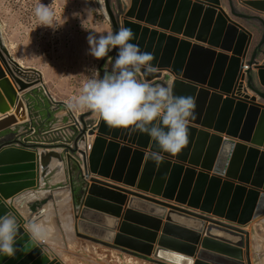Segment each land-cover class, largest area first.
Here are the masks:
<instances>
[{"label":"water","instance_id":"obj_1","mask_svg":"<svg viewBox=\"0 0 264 264\" xmlns=\"http://www.w3.org/2000/svg\"><path fill=\"white\" fill-rule=\"evenodd\" d=\"M104 2L112 33L131 28V42L154 56L156 71L138 78L195 97L188 143L157 166L146 156L153 148L147 135L86 122L92 111L76 121L82 130L73 146L25 139L35 83L23 73L36 70L12 57L0 29V216L11 212L28 224L20 198L38 194L54 161L59 170L74 163L81 181L67 191L77 237L155 264H254L246 227L264 216V0H130L122 21ZM239 20L261 25L254 46ZM49 192L30 205L33 212L55 199L57 191ZM27 239L0 264H64L42 244L24 248Z\"/></svg>","mask_w":264,"mask_h":264},{"label":"rangeland","instance_id":"obj_2","mask_svg":"<svg viewBox=\"0 0 264 264\" xmlns=\"http://www.w3.org/2000/svg\"><path fill=\"white\" fill-rule=\"evenodd\" d=\"M42 3L45 6H49L50 10L54 14V21L60 25L55 27L40 25L41 22L35 15V9ZM129 6L130 0H110V7L115 18H120L121 21L124 18L122 13H125ZM240 8L245 9L243 12L251 14V11L247 10L244 6H240L239 9ZM105 10L106 7L104 0H0V29L2 32L1 35L3 43L6 45L12 57L22 64L25 69L35 68L37 72L28 70L29 72L23 73V75L25 78H28L35 83L33 89L41 87L39 82L41 79L40 71L45 73L51 72L49 66L52 68L56 66L60 68L63 67L65 70H72L76 67L73 62L79 64L77 55H79V53L83 55L86 50L88 51L89 45L87 37L89 33L94 32L97 35H105L112 32L109 16L105 14ZM239 21L241 23L246 22L245 20ZM246 23L251 27V31L254 33V46L262 36V31L259 29L261 26L255 20H252L251 23ZM74 44H77L76 47L79 50H75ZM66 53H68V55ZM72 54L73 56H71ZM107 56L103 59L96 60L88 54L86 57L87 60H82V62L85 63L84 73L75 76L72 71H70L66 78L67 84H62H65V87L72 91V95H75L76 89L84 88L93 71H98L100 76H102L105 71H111L112 63L116 57L114 49L109 52ZM99 67L103 69L102 72L99 71ZM57 76L58 75H55V78ZM141 80L145 82L143 79ZM154 86L161 85L155 83ZM259 88L264 91L263 88ZM33 89H30V91ZM30 91L29 94H32ZM249 94L251 96L254 95L251 91H249ZM80 111L82 114L90 112V110L86 108L80 109ZM93 115L85 117L84 120L88 122V119L92 118ZM77 118L79 119V116H77ZM56 121L58 122L63 120L56 118ZM60 123L65 124V127L69 126V124L67 125L68 120ZM31 125L32 124H30V126ZM19 131L22 132V130ZM29 131L31 130L28 129L26 134L29 139L31 137L30 141L37 140L48 144L59 143L56 139H51L50 136L52 134L44 135L42 130L41 132L36 130L35 133L29 134ZM71 134L73 135L72 132ZM66 167L67 174L71 177L72 182L67 181L64 184H50L47 182L43 187H41L42 189L40 188L39 192L43 190L58 192V189L67 191L71 183L74 187H77L81 181V172L79 168L74 163H70V166L68 167V165H66ZM38 194L35 192L34 196L29 197L30 200L34 198L36 200H46L50 196L49 194L46 196H36ZM28 205H26L27 209L30 214H33L30 208V203ZM71 209V213L73 214L74 211L72 204ZM35 211L38 215L42 212L37 211V209ZM23 214L26 219H28V214ZM262 217L252 221L246 227L251 234V246L253 251L252 257L254 264L264 261V248L262 252L254 253L255 241L253 240L254 234H258L264 239V225L260 224ZM41 244L46 247V250L52 257L60 258L64 264H155L148 259L146 260L144 257H134L130 254L77 237L76 235L73 237L72 245H63L62 243L58 246L55 243L53 244L48 241H42ZM130 258L134 260H126Z\"/></svg>","mask_w":264,"mask_h":264},{"label":"clouds","instance_id":"obj_3","mask_svg":"<svg viewBox=\"0 0 264 264\" xmlns=\"http://www.w3.org/2000/svg\"><path fill=\"white\" fill-rule=\"evenodd\" d=\"M35 15L40 25H60L54 21L49 6L43 3L36 7ZM133 39L134 33L128 27L105 35L89 33V55L100 60L113 49L117 55L111 71H105L102 76L98 71L91 73L83 94L72 107L92 111L110 129L125 130L130 136L147 135L153 144L152 150L146 153L147 159L159 166L166 158L180 153L188 143L196 99L174 95L171 86H154L139 79V73H153L156 66L151 63L153 54L142 51L131 42ZM24 234L28 236L24 248L41 245L43 235L39 227L34 224L21 227L11 212L0 216V256L14 258L22 250L16 245L18 240H24Z\"/></svg>","mask_w":264,"mask_h":264},{"label":"crops","instance_id":"obj_4","mask_svg":"<svg viewBox=\"0 0 264 264\" xmlns=\"http://www.w3.org/2000/svg\"><path fill=\"white\" fill-rule=\"evenodd\" d=\"M240 10L244 11L245 9L240 8ZM251 14H255V13H251ZM251 21L252 20H249V21H246V22L251 23ZM246 22L242 23V24L246 28L251 30V27ZM256 22L259 24L258 21H256ZM259 29L262 31V27H259ZM76 46H77V44H74L75 50H79V49H77ZM77 53H79V52H77ZM66 54L68 55V53H66ZM87 55H88V51L87 50H86V52L83 55H81L79 53V55H77V58H78L77 60H79L78 61L79 64L73 62L74 66H76V67H74V69H72V70H70V69L69 70H65L63 67L60 68V67H56V66H54L52 68V67L49 66V68L51 69V72L45 73L43 71H40V73H41L40 77H41V80H42V85H41V87L34 88L32 91H30V93H32V94L28 95L29 104L31 106L30 110H31V113H32V120L31 121L34 122V124H32V127H34V129H35L34 131L38 130V132H41V130H42L44 135L45 134L46 135H51L52 134L50 136L52 140L53 139L59 140L61 138H64L65 124L59 123V124L55 125L56 124L55 122H57L56 118L62 119L63 122H65L67 120L70 121V120L74 119V116H76V117L79 116L80 117L82 115V113L80 111V108H74V107H72V105L83 94V88L76 89V94L72 95V91L70 89L66 88L65 84H67L66 83V78H67V75L70 73V71H72V73L75 76H77L78 74H83L84 73L85 63L82 62V60L83 59H84V61L87 60V58H86ZM71 56H73V54ZM259 60H260V63L264 62L263 58L262 59L260 58ZM55 75H58V76L55 78ZM62 83H65V84L63 85ZM258 101L264 104V100L258 99ZM93 119L94 120H99V118L96 115H93V117L89 118L88 120H93ZM68 124L69 123H67V125ZM25 125L30 130V128H31V126L29 127L30 124L27 122V123H25ZM30 132H32V130L29 131V134H30ZM26 136H27V134H26ZM30 139H31V137H30ZM33 140H35V139H33ZM51 168H52L51 169V173L49 174L48 178L46 179V183L48 182L50 184H52V183H54V184H60V183L64 184L67 181H70L71 177H69V174H67L66 165L61 170H59L58 164L56 166L52 165ZM45 193H47V194H45ZM51 193L52 192L43 190V191L39 192V194L36 195V196H46L48 194L50 195ZM58 199H60V201ZM69 199H70V195H69L68 191L59 190L58 192L55 193V199L54 200H51L47 205H42V206H37L36 207L37 211H42L40 215H38L36 213V211L35 212L32 211L33 214H30V212L27 209L26 205H28L29 203H30V205H34L36 201H42L43 199L42 200H36L34 198V199L30 200V198L28 197L26 201H22L21 203H18L19 205H17V206L19 207L21 204H23V207L20 209L21 214H23V213L28 214V220L32 221L34 225H36V224L37 225H39V224L43 225V228H44L45 232L48 235L47 236L48 239L50 238V236H53L54 234L57 235V237H60L61 235L62 236L64 235L63 236L64 240H61V244L64 242V244L66 245L67 243L70 244V242L67 240V236L65 235V229H63L64 228L63 227V218L69 217L72 220L71 221L72 223L70 222V227H71L70 235H72V236L75 235L74 230H72V226L74 224H73V217H72V214H71V207H70L71 206V202L68 204V202L70 201ZM29 201H31V202H29ZM61 201H62V203H64V206H63L64 209L61 207V205H59L61 203ZM48 205H50V207L52 208V211L54 213L56 212V210H57V212L55 214L52 212V214L50 213L51 215H47L46 214L47 212H45V209H46V207ZM56 206H58V207H56ZM62 209L64 211H61ZM51 218H52V220H51ZM44 222H47L48 225L45 224ZM163 222H165V221H163ZM260 224L264 225V217L261 218ZM59 229H60V231H59ZM161 232L162 231L159 232V236L161 235ZM257 238H261V237L257 234ZM261 239L263 240V238H261ZM48 242L53 243V244L56 243V241L54 242L52 240H50ZM256 248H257V250H256V253H257V252H262L264 247L263 248H259L258 243H257ZM198 250H200V246H198L196 255L194 257V260H197ZM259 264H264V261L263 262H259Z\"/></svg>","mask_w":264,"mask_h":264},{"label":"bare ground","instance_id":"obj_5","mask_svg":"<svg viewBox=\"0 0 264 264\" xmlns=\"http://www.w3.org/2000/svg\"><path fill=\"white\" fill-rule=\"evenodd\" d=\"M106 14V13H105ZM107 15V14H106ZM108 16V15H107ZM58 163L56 162V161H54L53 162V166L55 165H57ZM42 194V193H41ZM45 194H47V193H45ZM65 197V196H64ZM26 198V197H25ZM25 198H20V202L19 203H21L22 201H26L27 200V198L25 199ZM66 198V197H65ZM29 200V199H28ZM59 201H60V199H58ZM57 200V201H58ZM62 200V199H61ZM70 200V199H69ZM56 203V202H55ZM70 203V201L68 202V204ZM17 205H19V204H17ZM53 205V204H52ZM59 205H61V207L63 208V206H64V203H62V201H61V203L59 204ZM23 207V204H21L20 205V209ZM55 207V206H54ZM56 207H58V206H56ZM71 207V206H70ZM44 209V208H43ZM60 209V208H59ZM64 209V208H63ZM61 210V211H64V210ZM70 209V208H69ZM72 210V209H71ZM45 212H47L46 214L47 215H51L52 214V208L50 207V205H48L47 207H46V209H45ZM56 212H57V210H56ZM55 212V213H56ZM51 213V214H50ZM54 213V212H53ZM54 213V214H55ZM58 214V213H57ZM72 214V213H71ZM70 214V215H71ZM23 215V214H22ZM59 215V214H58ZM69 215V216H70ZM24 216V215H23ZM27 216V215H26ZM25 217V216H24ZM50 217V216H49ZM52 217V216H51ZM64 217V216H63ZM25 219H26V217H25ZM27 221H28V219H26ZM51 220H52V218H51ZM54 220V219H53ZM49 221V220H48ZM72 220L69 218V217H65V218H63V229H65V235L67 236V240L70 242V244L72 245V243H73V237L74 236H72V235H70V232H71V227H70V222H71ZM45 224H47L48 225V223L47 222H44ZM54 223V222H53ZM72 223V222H71ZM28 224L29 225H32L33 224V222L32 221H28ZM44 224V225H45ZM50 224V223H49ZM73 224H74V221H73ZM72 224V225H73ZM62 225V224H61ZM46 226V225H45ZM37 227H39L40 229H41V233H42V235H43V240L42 241H50V240H52V241H56V245H60L61 244V240H64L63 239V236L61 235L60 237H57V235H53V236H50V238L48 239L47 238V233L45 232V230H44V228H43V226L41 225V224H39V225H37ZM72 230H74V225L72 226ZM53 231V230H52ZM51 231V232H52ZM59 231H60V229H59ZM58 231V232H59ZM74 233H75V231H74ZM64 234V233H63ZM62 238V239H61ZM253 240L255 241V245H254V250L256 251L257 250V248H256V245H257V243H258V246H259V248H263L264 247V239L262 240L261 238H257V234H254L253 235ZM67 241V242H68ZM75 241V240H74ZM77 243V242H76ZM49 244V243H48ZM63 244H64V242H63ZM68 244V243H67ZM52 245V244H51ZM69 245V244H68ZM57 246V247H58ZM63 246V245H62ZM53 247V246H52ZM75 247V246H74ZM57 249V248H56ZM73 249V248H72ZM75 249V248H74ZM57 252V251H56ZM55 252V253H56ZM58 253V252H57ZM56 253V254H57ZM60 253V252H59ZM55 255V254H54ZM63 255V254H62ZM61 256V255H60ZM126 260H131V261H133L134 259H132V258H130V259H126ZM257 264H259V262L257 263Z\"/></svg>","mask_w":264,"mask_h":264},{"label":"built area","instance_id":"obj_6","mask_svg":"<svg viewBox=\"0 0 264 264\" xmlns=\"http://www.w3.org/2000/svg\"><path fill=\"white\" fill-rule=\"evenodd\" d=\"M239 82H242L241 79H239ZM77 120H78V118L76 116H74V120L72 119V120L68 121L69 126L65 127V129H67V130H64V138H61L64 142H66V143L68 142V145H70V146H73L74 134H78L82 130V125L79 123V121L77 124V122H76ZM61 122H63V121H61ZM34 130L35 129L32 128V132H30V133H35L36 131H34ZM27 132L28 131H26V133ZM71 132L73 133V135L71 134ZM24 138L29 139L28 136H25ZM30 140L31 139H29V141ZM59 140H57V141H59ZM81 148L86 152V154L89 150H91V143H89V137L87 138L86 143H84L83 147H81ZM77 154H78V157H77ZM77 154L73 155V156L79 162V164L82 166V169H83L82 155L79 153H77Z\"/></svg>","mask_w":264,"mask_h":264},{"label":"flooded vegetation","instance_id":"obj_7","mask_svg":"<svg viewBox=\"0 0 264 264\" xmlns=\"http://www.w3.org/2000/svg\"><path fill=\"white\" fill-rule=\"evenodd\" d=\"M26 136V135H25Z\"/></svg>","mask_w":264,"mask_h":264}]
</instances>
